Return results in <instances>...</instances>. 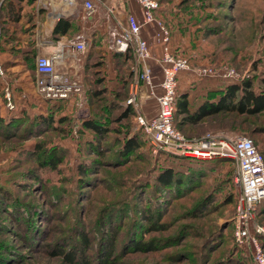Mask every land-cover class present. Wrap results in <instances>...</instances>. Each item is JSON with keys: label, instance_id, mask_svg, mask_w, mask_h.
<instances>
[{"label": "rangeland", "instance_id": "1", "mask_svg": "<svg viewBox=\"0 0 264 264\" xmlns=\"http://www.w3.org/2000/svg\"><path fill=\"white\" fill-rule=\"evenodd\" d=\"M6 1L0 6V61L7 62L0 79V117L10 119L21 114L28 118L22 124L16 118L17 126L9 133L0 128V189L12 201L0 212V240L10 247L8 254H0V264H67L52 252L69 249L74 251L71 264L107 261L102 258L105 251L111 257L110 264H254L247 249L233 236V202L238 189L233 181L234 163L224 158L185 161L176 154L151 150L136 126L134 110L126 103L133 93V58L125 63L113 59L111 38L93 37L85 31L86 51L69 59L71 66L66 73L80 82V96L38 99L33 74L18 56L20 49L34 46L30 39L35 24L21 7V23L6 22ZM123 1L128 9L138 12L136 19L141 22L137 2ZM157 3L154 17L167 28L173 54L189 63V70L177 80L176 93L190 94L188 100L194 106L215 101L228 85L242 82L253 92L264 94V0ZM23 20L30 22L28 26ZM150 26L155 29V23L141 27V36ZM153 42H147L148 47ZM149 51L152 79L158 82L159 51ZM36 55L34 50L33 67ZM202 68L230 69L235 76L198 77L196 72ZM102 86L106 94L97 100H102L100 104L93 105L89 90ZM105 103L110 106H102ZM125 106L131 113L117 122L116 115ZM141 111L152 117L154 101H144ZM37 115L50 117L51 126L34 130L33 125L27 132V121ZM93 117L110 131L102 148L103 158L89 155L83 146L91 133L84 131L81 123ZM184 117L176 113L173 123L187 139L215 134L245 137L264 152V111L252 116L219 114L194 124ZM118 135L137 136L142 149L130 158L112 161L118 159ZM33 147L39 150L37 155L32 154ZM50 152L63 157L53 170L44 163ZM79 165L85 169L79 171ZM166 169L178 174L181 187L186 185L170 198L153 181L155 173ZM187 177L191 184H186ZM11 204L16 207L14 212ZM263 207L264 198L256 206L252 225L264 229V214L257 215ZM144 212L149 213L151 223L158 222L165 230L147 233ZM255 236L264 254V233ZM151 240L159 250L140 253L130 247Z\"/></svg>", "mask_w": 264, "mask_h": 264}, {"label": "built area", "instance_id": "2", "mask_svg": "<svg viewBox=\"0 0 264 264\" xmlns=\"http://www.w3.org/2000/svg\"><path fill=\"white\" fill-rule=\"evenodd\" d=\"M36 1L47 11L51 22L59 19L62 14L66 15L75 4L74 0ZM135 1L140 8L141 22L133 15H127L125 26L111 33L110 48L116 53H124L127 50L132 52L133 93H129L126 103L134 110L136 126L143 133L153 152L166 151L198 161L224 158L234 163L233 181L238 188V196L233 209V236L240 246L247 249L254 264H264V254L255 236L264 233V229L252 225L256 206L264 198L263 159L248 138H228L215 134L187 139L174 127L173 109L177 80L182 73L189 70V63L187 59L173 54L167 28L154 17L158 10L157 1ZM54 3H58L66 11L57 12ZM81 6L86 15L94 10L90 0H84ZM108 11L111 13L110 10ZM151 23H155L153 41L160 49L158 59L160 75L157 84L153 83L152 72L148 65L151 58L148 44L141 38V27ZM86 46L87 43L83 39H75L67 44L65 51L59 50L52 54L35 56L33 91L38 99H66L82 94L80 82L71 79L66 71L71 66L69 59L82 55L86 51ZM196 75L233 78L235 73L225 68L219 70L202 68L198 69ZM2 76L3 70L0 66V79ZM5 98L6 106L10 109L7 93ZM146 100H153L155 103V113L149 119L141 111V104Z\"/></svg>", "mask_w": 264, "mask_h": 264}, {"label": "trees", "instance_id": "3", "mask_svg": "<svg viewBox=\"0 0 264 264\" xmlns=\"http://www.w3.org/2000/svg\"><path fill=\"white\" fill-rule=\"evenodd\" d=\"M157 1V0H156ZM6 13V19H4L6 22L9 21L11 25H14L15 22H17L19 18V14L13 13V10L7 11ZM75 27H73L72 22L68 19H63L59 18L57 19L51 29H50V39L53 41L58 40V38L65 36L69 33V31H75ZM27 44V43H26ZM173 52V51H172ZM8 55V54H7ZM33 55H34V48L31 45H28L26 48L20 49L19 51V57H22V60H25L27 63V66L29 67L30 72L34 71L33 67ZM11 56V55H10ZM97 56V55H93ZM132 58V52L130 50H127L124 53H113V59H121L124 63L127 60H130ZM4 65V67H3ZM7 65V62H6ZM4 63H1L0 66L3 70L6 67ZM94 80L96 81V75L94 77ZM93 80V81H94ZM94 84V83H93ZM104 87H100L99 89L93 88L89 90V99L95 105V103L100 104L99 102L102 101H97L99 100L102 96L106 94V90L103 89ZM107 103H105L102 106H107ZM110 106V104L108 105ZM108 108V107H107ZM113 108V106H112ZM264 111V94H257L253 92L250 89V85L246 82H242L241 84L235 85H228L222 93L217 97L215 101L212 100H205L201 102L198 106L191 108V106L186 102L185 96H175V103H174V109H173V122H174V115L177 113L179 115H185L184 120H186L190 124H194L198 122L199 120L210 117V116H215L219 114H235V115H245V116H252L255 114H258L260 112ZM22 113V112H21ZM131 113V109L129 106L123 107V112H119L116 115V120L117 122H120L122 119L127 118ZM19 119L21 120V124L27 120V116L24 115H19ZM18 117H13L10 119H5L0 117V128H2L3 133H9L12 128H15L17 126ZM23 120V121H22ZM50 117H42L40 115L35 116L34 118L30 119V121H27V132L33 130V125H34V130L39 128L40 126H51L50 123ZM62 121V120H61ZM29 124V125H28ZM174 127L175 126V123ZM81 128L84 131L90 132V137L85 140L84 145L85 148H87V151L89 155H94L96 158L99 156L103 158V145L104 142L107 140V134H109V130L101 125L98 120L96 121V118L93 117V119L85 120L81 123ZM177 129V128H176ZM141 133V130H139ZM6 135V134H4ZM142 135V134H141ZM89 139V140H88ZM251 140V139H250ZM252 141V140H251ZM115 144L118 146V151L116 153L117 158L112 159V161H120L119 159H126L132 157V154L134 155L137 151L142 149L140 140L137 136L133 135H127L122 137L121 135H118L115 137ZM253 143V141H252ZM253 145L256 147V145L253 143ZM34 148V147H33ZM257 148V147H256ZM35 149V148H34ZM258 152L260 153L263 163H264V152L259 150L257 148ZM37 151V152H36ZM38 149H35V152L32 154L37 155L38 154ZM37 153V154H36ZM53 152H50L46 157H45V165L50 168V170H53L55 166L62 161V156H56L54 157L53 160ZM180 159L189 161L192 159H188L185 157H180ZM110 161V160H108ZM106 162V161H105ZM115 163V162H114ZM94 164L92 163L91 166ZM85 168L83 165L78 166L79 171H83ZM94 167H92L91 171H93ZM26 173V172H25ZM177 173L172 172L169 169L162 170L161 172L155 173L153 181L156 186H159L160 189H163L162 191H165L166 193H169V198L173 197L175 194H177L178 191H183L184 187H181V181L177 177ZM29 176V172H28ZM34 178V177H33ZM189 179V180H188ZM187 183L189 184L190 178H186ZM191 184V183H190ZM5 191L0 189V212L2 210H6L7 206L12 202L10 198L4 194ZM237 196H238V189H237ZM236 196V198H237ZM235 198V200H236ZM233 202V208L235 205V201ZM10 208L13 210L16 209L14 204H11ZM262 211L257 214L259 217L263 216L264 214V207L261 209ZM144 220L148 223L146 225L147 228V233L148 232H157V231H164L165 227L163 225H159L158 222H153L151 223V220L149 218V213L146 214L144 212ZM2 228V227H0ZM81 241H83V245L86 246L84 237L81 236ZM110 241H108V244ZM112 245V244H111ZM131 249L133 252H140V253H149V252H154L159 250V245H155L153 241H147L145 243H140L139 241L130 245ZM111 249V246L109 247V250ZM0 254L4 252L5 254L10 252V247L3 241L0 240ZM111 250L109 251V253ZM3 253V254H4ZM52 253L56 254L57 256H62V259L67 263L71 264L74 260V251L69 249L65 252H61L58 250H54ZM2 254V255H3ZM0 255V257L2 256ZM102 258H107V261H104L103 259L101 260V263H96V264H110L108 260H111V257L109 254H106V251L103 255ZM1 259V258H0ZM1 263V261H0ZM79 264H84L83 261H81Z\"/></svg>", "mask_w": 264, "mask_h": 264}, {"label": "crops", "instance_id": "4", "mask_svg": "<svg viewBox=\"0 0 264 264\" xmlns=\"http://www.w3.org/2000/svg\"><path fill=\"white\" fill-rule=\"evenodd\" d=\"M3 1L4 0H0L1 7ZM83 1L84 0H74L75 4L71 7L68 13L66 15L62 14V16H60V18L70 20L73 27H75L76 29L75 31H69L67 35L58 38V40L56 41L50 39V29L56 20L51 22L48 18L47 11L42 9L36 0H8L6 1L3 9L5 12L13 10V13L17 12L18 14H20L19 7H21V10L24 13L25 17L26 15L30 17V19L35 24V28L32 30L30 40L34 41V50L37 51V54L40 55L52 54L59 50L65 51L67 50V44L75 39H83L85 41L83 36L85 31L91 32V35L93 37L98 36L103 39L108 38L109 40V38H111V33H115V31L117 32V30L119 29L118 26L121 28L125 26V18L127 15H133L135 18L138 16V12L133 11L134 8L128 9L126 3H124L123 0H90L93 3L94 10L91 14L85 15L81 6ZM54 8L57 12L63 13V11H66L60 6L56 7L55 3ZM77 8H79L80 11L77 10ZM108 10H110L111 13ZM23 21L25 23V26H28V23H30L25 20ZM16 23H21L20 17L18 18ZM153 31H155V29L153 28V26H150L146 29L145 32H143L141 38L147 42H153ZM44 38L46 39L44 40ZM39 40H42V42L40 43ZM149 48L152 53L158 54L159 51L160 56V49L154 42L153 44L149 45ZM1 63L3 62L0 61V64ZM34 76L35 75L33 71L32 77ZM153 83L157 84L158 82L153 81ZM180 95L185 96L186 102L191 106V108H194L200 104L197 103L195 106L192 105L193 103H190L188 100L190 94L185 95V93L183 92H178L177 96ZM146 118L149 119L151 117Z\"/></svg>", "mask_w": 264, "mask_h": 264}]
</instances>
